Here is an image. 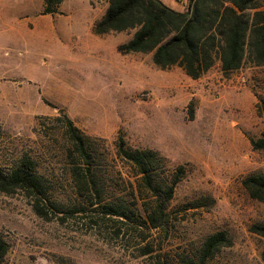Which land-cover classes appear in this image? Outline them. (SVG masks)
Instances as JSON below:
<instances>
[{
	"label": "rangeland",
	"instance_id": "obj_1",
	"mask_svg": "<svg viewBox=\"0 0 264 264\" xmlns=\"http://www.w3.org/2000/svg\"><path fill=\"white\" fill-rule=\"evenodd\" d=\"M163 1L179 11L189 3ZM44 6L0 0V170L29 157L51 187L42 213L26 193L0 188L3 264H200L219 232L232 245L207 264H264V239L250 231L264 224V203L243 185L264 174V149L252 145L264 132V66L248 60L226 76L216 61L195 80L156 66L152 54H121L135 31L95 34L106 0H65L54 15ZM66 118L93 140L102 204L134 210L131 219L104 216L81 197ZM120 137L165 159L159 183L184 169L163 228L147 221L156 197L118 156Z\"/></svg>",
	"mask_w": 264,
	"mask_h": 264
},
{
	"label": "trees",
	"instance_id": "obj_2",
	"mask_svg": "<svg viewBox=\"0 0 264 264\" xmlns=\"http://www.w3.org/2000/svg\"><path fill=\"white\" fill-rule=\"evenodd\" d=\"M65 0H44V15H54ZM104 16L95 23L94 33L135 31L132 38L118 47L123 54H152L153 62L161 69L174 66L182 68L192 79H200L220 62L224 75L243 68L250 60L264 66V9L263 0H188L186 11H179L163 0H106ZM264 115V100L259 105ZM66 135L72 148L73 174L82 198L90 206H98L104 216L131 219L134 210L121 204H102L99 182L94 178L95 157L93 140L66 118ZM255 150L264 149V132L252 141ZM118 156L131 164L140 176L141 187L151 192L156 200L147 208V221L155 229L163 228L170 220L167 206L173 199L183 167L179 168L168 184L158 182L159 165L165 160L149 149H132L123 137L117 144ZM82 161V162H81ZM81 163V164H80ZM31 158H24L7 174L0 170V188L7 194L24 192L35 210L42 213L41 204L48 199L51 187ZM243 185L251 198L264 203V174L244 179ZM145 193L141 192V197ZM138 205V203H137ZM149 209V210H148ZM251 233L264 239V224H255ZM232 240L225 232L210 236L200 252V264L207 262L222 247L231 246ZM8 244L0 238V264L5 262ZM264 261V250L262 253ZM192 264V262H190Z\"/></svg>",
	"mask_w": 264,
	"mask_h": 264
},
{
	"label": "crops",
	"instance_id": "obj_3",
	"mask_svg": "<svg viewBox=\"0 0 264 264\" xmlns=\"http://www.w3.org/2000/svg\"><path fill=\"white\" fill-rule=\"evenodd\" d=\"M170 6V5H169Z\"/></svg>",
	"mask_w": 264,
	"mask_h": 264
}]
</instances>
